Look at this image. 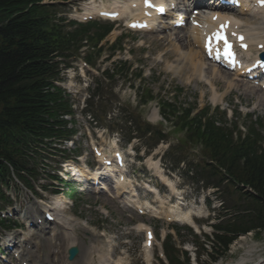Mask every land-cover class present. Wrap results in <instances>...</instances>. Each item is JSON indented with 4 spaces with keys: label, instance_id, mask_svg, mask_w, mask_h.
<instances>
[{
    "label": "trees",
    "instance_id": "16d2710c",
    "mask_svg": "<svg viewBox=\"0 0 264 264\" xmlns=\"http://www.w3.org/2000/svg\"><path fill=\"white\" fill-rule=\"evenodd\" d=\"M39 0H0V179L8 172L4 162L24 167L25 152L42 138L59 139L67 134L57 120L62 108L59 91L49 78L55 68L49 62L73 38L56 28L48 29L47 9ZM69 111L63 107L62 111ZM172 114L174 110L172 109ZM203 113L187 120V112L177 117L185 129L184 141L201 144L203 155L216 166L249 185L254 194L233 223L218 227L225 234L264 229V154L255 153L252 130L244 139L233 141L229 132L214 127ZM23 167V168H22ZM224 245L231 239L216 235Z\"/></svg>",
    "mask_w": 264,
    "mask_h": 264
},
{
    "label": "rangeland",
    "instance_id": "374dc122",
    "mask_svg": "<svg viewBox=\"0 0 264 264\" xmlns=\"http://www.w3.org/2000/svg\"><path fill=\"white\" fill-rule=\"evenodd\" d=\"M75 9L76 8L74 5L68 4L63 8H60L58 15L65 16L67 13H74ZM140 41L143 44H140ZM121 44L123 47L128 48L132 54V60L130 62L133 65V71L142 70V76L145 79L144 87L151 89L152 92L157 95V97L171 96L173 94L174 87L178 86L183 88L182 95L187 97L188 100L191 101L193 96H195L198 107H202L207 104L211 106L217 104L212 102V94L208 85L197 81L192 75H189L188 73H180L177 70L180 64L176 60L175 55L172 57L170 56L169 60H165L163 58L164 52L171 49L170 46H164L161 48L154 42H150V39L142 34H127V37L122 39ZM119 55L124 58L123 52H120ZM136 66L137 68L135 70ZM71 71L65 74V76L67 75L68 77H66L67 81L64 86L70 92H72L71 102L73 103L76 118V128L78 129V136L76 137V141L78 143V139L83 134L84 128L88 125L87 122L89 121L87 118L83 117L82 113L80 112L82 106L81 101L87 90L85 89V86L89 83V89L91 90L94 84L91 79V75L85 80H80L77 77L73 79L71 76H73L75 73ZM117 79L118 78H116V80ZM155 80L157 81L154 82ZM132 83L135 85H140L141 82H133L132 77L128 75L126 78L119 79L116 88L112 90L108 84H105L103 89L104 94L100 99V105L103 108H107V110L108 107L111 106L109 110L110 116L113 115L112 117H116L118 120H120L122 117L127 118L128 114H133L141 117L144 120L150 121L152 124L161 122L159 116H157L155 120L150 118L152 110H155L156 108V101L151 102L146 107H139L137 104H135L137 98L134 89L130 87V84ZM221 85L222 82L214 83V89L219 90V94H222L221 100L218 102V104L222 109L230 108L235 114L236 112L241 111V114L235 117L238 123L241 124L248 122L249 115L264 117V101H261V94H259L262 92L254 91V94L251 95H239L235 91L224 90ZM262 99L264 100L263 96ZM162 128L166 131H169L168 125L164 122ZM182 191L184 195L191 197V200L188 201V204L193 205L195 209H200L203 211L202 215H206L205 211L207 212V206L194 202L196 196L201 194L199 185L194 186L193 184H189L188 186H183ZM217 195L221 197L222 201L227 207L233 204V202L229 199V196L233 195V197L236 198V194L231 187L224 189L222 192L219 191ZM86 199L95 208L90 209L89 205L86 203L82 205ZM77 203L80 204L79 209L82 211L84 210L83 215H80V217L83 220L86 219L88 221L89 230L96 229V225L97 231L103 230L106 235L109 236L107 238L112 242L114 241V243L117 245L116 254L123 257L127 264L144 263L142 260V255L144 254L142 248L143 236H141V234L135 230V224L138 221H145L153 225L158 230H161V228L164 226L160 220H152L148 217H141L132 210L123 206L121 207V203L114 202L106 197H94L92 195L85 194L82 197V202L77 201ZM103 207H105L107 210L105 211V214L101 212ZM85 208L89 210H85ZM230 209L232 208L230 207ZM209 213L211 212L208 209L207 214ZM198 223L200 225L199 229L203 227L205 233H210L212 231V228L210 227V221L203 220ZM90 225L92 226L90 227ZM175 226L180 227V230L178 233H175L174 236H171L170 242H173L174 248L181 250L188 248L194 250L195 253L190 255V263H192V256L194 257L193 259H195L197 264H211V260L209 261L208 256L203 254L201 250H199V253H197L194 245L195 239L188 235L185 227L183 225ZM81 231L82 230H79V232ZM169 231L170 229H168V232ZM166 232L167 229L162 233L158 232L156 235L157 240L160 241L161 237L166 236L168 233ZM198 239L200 241L203 240L201 236H198ZM199 240L196 241L199 242ZM235 244V249L231 248V251L226 256V258L218 261L215 264L235 263L239 259L240 255L244 253V250L250 248L254 255L246 262V264H250L251 261L254 262L259 260L261 257H264V232L260 237L254 236L252 233L245 237H240L235 241ZM109 249L113 250L111 248ZM153 252H156L155 248H153ZM234 255L236 256V261L231 260Z\"/></svg>",
    "mask_w": 264,
    "mask_h": 264
},
{
    "label": "bare ground",
    "instance_id": "6f19581e",
    "mask_svg": "<svg viewBox=\"0 0 264 264\" xmlns=\"http://www.w3.org/2000/svg\"><path fill=\"white\" fill-rule=\"evenodd\" d=\"M250 7H248L249 9ZM244 13L247 12L248 9L243 7ZM258 9L256 7H253L251 11L247 14H241L244 15L242 17L244 24L243 30L246 32L248 35V39L251 43H253V46L250 45L249 49H254V51H251L250 54L248 55L249 57L252 56V58H255L256 56H253L257 52L255 46L259 43L264 44V39L260 36V34L263 35V30H264V7L262 9H259V15H257ZM261 19V20H260ZM207 24H211L210 21L205 20ZM236 25H238L235 22ZM254 25H257L259 27V30L257 29H248L247 27L251 26L253 27ZM181 32V33H180ZM198 36V30L195 28H190L185 31L180 30L179 33L175 34V38L173 41L174 42L178 41L179 43L174 46L172 45L171 50L166 51L164 53V59L169 60L170 59V54H176V58L180 66L177 68V70L180 73H188L189 75H192L195 77L196 80L198 81H203L208 86L212 87L213 82L215 81H220L222 82V87L224 90H237L238 92L244 94L246 92H253V87L248 86L243 84L239 80V74L238 73H229L226 72L219 67H217L214 64H211L208 62L204 54L202 53L201 49L199 46H197V37ZM153 38V36H150V39ZM155 39V37H154ZM164 40V38H163ZM172 41V40H171ZM196 47V48H195ZM171 56V57H172ZM260 85V84H259ZM212 101H219L221 94H217V92H213L211 95ZM262 100V99H261ZM264 101V100H262ZM155 113L153 112L151 114V118L154 119ZM134 196V194L132 195ZM136 199L133 198L131 202H135ZM142 206H145L146 208L149 207V205H145V203L141 204ZM141 209V208H140ZM57 211L54 212L56 219L58 220L59 223V228L61 230H58L57 227H54L50 232L56 233L53 234V236H50L48 233L44 232V228H37L36 229L41 232L40 235H38L39 238H43L45 241V246L50 245V240L57 238V237H63L64 240L59 241L58 244L55 245L54 249L47 250V255L48 257L45 259L43 257V260H40V255L33 253L30 249H27V251L23 252V254L26 255V260L29 259L32 264L37 263L39 261L41 264H124L121 260L119 259H113L112 257H108L105 253L102 251L97 250V245L96 247H93V244L90 243L89 245H86L81 238H79L74 229H70L68 223L64 221L63 219L57 218L59 215L56 213ZM190 214V211L188 212H181L180 208L178 206H169L166 210L165 216L168 221L174 220V221H179L182 223H187L186 221H189L188 215ZM33 219L37 220L38 217L37 215H33ZM40 226V225H39ZM42 226V225H41ZM73 226V224H72ZM143 226L141 224L137 225L138 229H141ZM46 228V227H45ZM47 229V228H46ZM49 235L46 237H43L45 235ZM39 238H36L39 240ZM30 239V240H29ZM33 237L25 239V246H28L32 243ZM31 243H30V242ZM34 242H38L35 241ZM95 243V242H93ZM72 246H76L79 249V258L75 259L72 262L67 261L66 258V253L69 248ZM147 255L145 256V260L147 259V264H151V250L147 249ZM149 259V260H148ZM98 260V262H97ZM240 264H243V261H241Z\"/></svg>",
    "mask_w": 264,
    "mask_h": 264
},
{
    "label": "snow or ice",
    "instance_id": "6c2138e0",
    "mask_svg": "<svg viewBox=\"0 0 264 264\" xmlns=\"http://www.w3.org/2000/svg\"><path fill=\"white\" fill-rule=\"evenodd\" d=\"M257 2L261 5V6H264V0H257ZM145 3L149 6V7H152L151 5V2L150 0H145ZM215 19V17H214ZM225 27V25H222L221 28ZM235 35V33L233 34ZM213 36H215L216 40L217 41H220V40H223L224 41V44L226 46V52H227V55L231 56L232 53H231V45L228 43V40L227 38L223 35L222 32H216V33H213ZM211 40V38H209ZM241 40H243V37H240ZM244 47H247L246 45H243Z\"/></svg>",
    "mask_w": 264,
    "mask_h": 264
}]
</instances>
